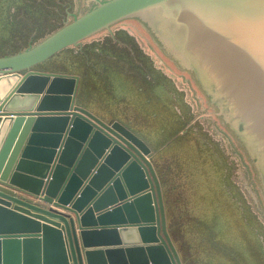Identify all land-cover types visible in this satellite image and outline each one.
<instances>
[{"label": "water", "instance_id": "95a60500", "mask_svg": "<svg viewBox=\"0 0 264 264\" xmlns=\"http://www.w3.org/2000/svg\"><path fill=\"white\" fill-rule=\"evenodd\" d=\"M124 20L264 199V0H81L73 21L0 56V264H184L151 146L78 103L80 75L33 69Z\"/></svg>", "mask_w": 264, "mask_h": 264}, {"label": "rangeland", "instance_id": "374dc122", "mask_svg": "<svg viewBox=\"0 0 264 264\" xmlns=\"http://www.w3.org/2000/svg\"><path fill=\"white\" fill-rule=\"evenodd\" d=\"M61 1L0 0V56L38 43L79 16L81 0ZM57 4H63V17ZM33 69L80 75L78 103L132 119L141 129L155 152L168 229L184 264H264V199L257 186L216 126L125 20Z\"/></svg>", "mask_w": 264, "mask_h": 264}, {"label": "crops", "instance_id": "0c3cea01", "mask_svg": "<svg viewBox=\"0 0 264 264\" xmlns=\"http://www.w3.org/2000/svg\"><path fill=\"white\" fill-rule=\"evenodd\" d=\"M91 110V109H90ZM94 112V111H93ZM95 114H97L98 116H100L101 118H103L104 120H114V119H118L120 120L123 124H125L126 126H128L130 129H132L135 133H137L139 136H141V129H138L136 127V125L133 123V120L132 119H129V120H126L122 117H117V116H110L108 117L109 115H106V114H100V113H97V112H94ZM136 117V116H135ZM135 117H132L133 119H135ZM113 118V119H112ZM142 137V136H141ZM154 150L152 149V160L154 159ZM154 164H155V161L153 160ZM156 166V165H155ZM157 168V167H156ZM164 199H165V192H164ZM165 205H166V211H167V203L165 201Z\"/></svg>", "mask_w": 264, "mask_h": 264}, {"label": "trees", "instance_id": "16d2710c", "mask_svg": "<svg viewBox=\"0 0 264 264\" xmlns=\"http://www.w3.org/2000/svg\"><path fill=\"white\" fill-rule=\"evenodd\" d=\"M18 1H20V0H18ZM64 1H65V0L61 1V3H64ZM32 3H33V4H38V3H35V2H32ZM41 3H42V1H41ZM48 7H49V6H48ZM57 7H60V10H61L60 16L63 17V15H64V13H65V11L62 13V11L65 10L64 7H63V4H61V5H58V4H57ZM51 11H52V10H51ZM61 17H59V19H60ZM49 25H50V27H52V26L55 27V26L57 25V22H55V23H51V21H49ZM50 27H49V28H50ZM45 31H47V28H45V29H41V30L38 29V32H36V34H37V33H38V34L34 36V40H39V38L43 37ZM67 48H68V47H67ZM65 49H66V48H65ZM63 50H64V49H63ZM63 50H61V51H63ZM61 51L57 52V53L54 54V55H57V54L60 53ZM54 55H53V56H54ZM53 56H51V57H53ZM51 57H50V58H51ZM48 59H49V58H48ZM45 61H46V60H45ZM80 87H81V86H80ZM169 230H170V229H169Z\"/></svg>", "mask_w": 264, "mask_h": 264}]
</instances>
